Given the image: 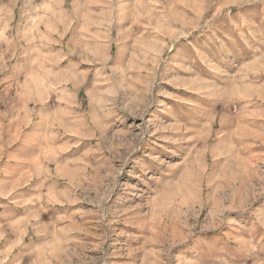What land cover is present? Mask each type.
<instances>
[{"label": "rangeland", "instance_id": "rangeland-1", "mask_svg": "<svg viewBox=\"0 0 264 264\" xmlns=\"http://www.w3.org/2000/svg\"><path fill=\"white\" fill-rule=\"evenodd\" d=\"M0 264H264V0H0Z\"/></svg>", "mask_w": 264, "mask_h": 264}]
</instances>
